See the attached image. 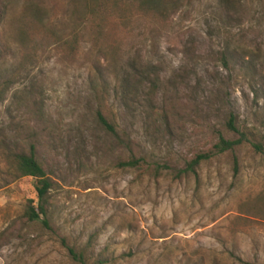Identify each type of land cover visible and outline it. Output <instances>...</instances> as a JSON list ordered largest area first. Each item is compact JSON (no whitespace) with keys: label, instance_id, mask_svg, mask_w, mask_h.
<instances>
[{"label":"rangeland","instance_id":"374dc122","mask_svg":"<svg viewBox=\"0 0 264 264\" xmlns=\"http://www.w3.org/2000/svg\"><path fill=\"white\" fill-rule=\"evenodd\" d=\"M230 114L250 142L217 153L219 133L239 138ZM251 143L264 0H0V264H79L67 248L84 264H264ZM30 149L52 184L47 227L24 217L34 180L15 176ZM203 153L197 178L178 176Z\"/></svg>","mask_w":264,"mask_h":264},{"label":"trees","instance_id":"16d2710c","mask_svg":"<svg viewBox=\"0 0 264 264\" xmlns=\"http://www.w3.org/2000/svg\"><path fill=\"white\" fill-rule=\"evenodd\" d=\"M228 52V55H227ZM226 54L222 55L223 65L227 67V59L230 57L231 52L227 51ZM241 68H243L241 66ZM98 122L108 131L110 134L114 135L115 130L112 125H110L104 117L98 112L97 113ZM226 128L229 133H235L239 136L238 139H226L221 133L218 134V141L214 145V149L217 153L230 152L233 153L235 147L241 144H248L250 142L248 137V130L240 131L236 127L235 118L233 115H229ZM252 147L258 151H263V143H251ZM210 157V154H199L194 159L186 164L185 169L179 171L180 175H192L197 178L196 169L201 163L206 162ZM137 161H125L122 163L124 167H133ZM236 158L233 156V166L234 172H236ZM15 166V176L16 178L30 177L34 180L33 187L36 194V207L33 206L34 202L32 200L28 201V205L24 211V217L31 222H40L44 227L48 226L47 221V202L48 195L52 189V184L50 179L47 177L45 171L42 169L39 162L36 160L33 149H30L27 154H18L14 157ZM67 251L73 261L79 264H84V254L82 252H75L73 249L67 248ZM107 260H99L98 264H107Z\"/></svg>","mask_w":264,"mask_h":264}]
</instances>
